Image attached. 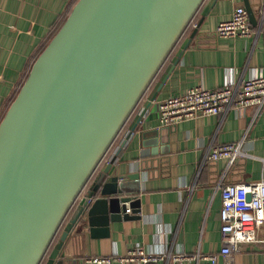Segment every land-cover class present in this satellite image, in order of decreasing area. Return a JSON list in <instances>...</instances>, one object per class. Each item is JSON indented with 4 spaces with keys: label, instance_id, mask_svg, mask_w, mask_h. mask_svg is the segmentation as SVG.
<instances>
[{
    "label": "water",
    "instance_id": "obj_1",
    "mask_svg": "<svg viewBox=\"0 0 264 264\" xmlns=\"http://www.w3.org/2000/svg\"><path fill=\"white\" fill-rule=\"evenodd\" d=\"M204 1L75 3L0 122V264H41L72 209L46 264L81 223L141 218L138 174L97 170Z\"/></svg>",
    "mask_w": 264,
    "mask_h": 264
},
{
    "label": "crops",
    "instance_id": "obj_2",
    "mask_svg": "<svg viewBox=\"0 0 264 264\" xmlns=\"http://www.w3.org/2000/svg\"><path fill=\"white\" fill-rule=\"evenodd\" d=\"M74 1L0 0V122ZM249 1L256 14L251 37H222L217 30L244 0L204 1L97 170L117 156L111 171L138 174L141 218L112 222L109 237L79 224L54 264H87V256L124 254L136 243L219 254L222 185L264 179V104L164 124L158 103L194 86L217 89L264 74V0ZM227 142L242 143L244 153L233 164L211 157L213 147ZM218 264H264V247L246 245L233 260L219 254Z\"/></svg>",
    "mask_w": 264,
    "mask_h": 264
},
{
    "label": "built area",
    "instance_id": "obj_3",
    "mask_svg": "<svg viewBox=\"0 0 264 264\" xmlns=\"http://www.w3.org/2000/svg\"><path fill=\"white\" fill-rule=\"evenodd\" d=\"M222 37H251L255 29L244 5H239L229 20L218 25ZM261 31L264 34V18ZM264 104V74L228 84L217 89L194 86L186 93L170 96L158 103L160 121L177 123L202 115L226 112L230 108L257 109ZM244 153L241 142H227L212 148L211 157L228 159L233 164ZM220 212L223 246L219 252L228 260L244 246L264 247V179L226 183L221 187ZM218 253L184 250H147L141 243L131 246L124 254L87 256V264H218Z\"/></svg>",
    "mask_w": 264,
    "mask_h": 264
},
{
    "label": "trees",
    "instance_id": "obj_4",
    "mask_svg": "<svg viewBox=\"0 0 264 264\" xmlns=\"http://www.w3.org/2000/svg\"><path fill=\"white\" fill-rule=\"evenodd\" d=\"M78 0H75L74 1V4H73V6L75 5V3L77 2ZM199 11V10H198ZM198 13V12H197ZM197 13H196V15H197ZM195 15V16H196ZM195 18V17H194ZM194 20V19H193ZM192 20V21H193ZM192 23V22H191ZM191 23H190V25H191ZM189 25V26H190ZM189 26H188V28H189ZM188 28L186 29V31L188 30ZM185 31V32H186ZM184 32V33H185ZM184 35V34H183ZM182 35V36H183ZM182 38V37H181ZM180 38V39H181ZM178 44V43H177ZM176 44V45H177ZM173 51V50H172ZM172 53V52H171ZM170 56V55H169ZM140 104V103H139ZM139 104H138V106H139ZM138 106L135 108V110L133 111V113L136 111V109L138 108ZM133 113L131 114V116L133 115ZM131 116L129 117V119L127 120V122L125 123V125L123 126V128H122V130L120 131V133H119V135L125 130V128L128 126V124H129V121H130V119H131ZM119 135L117 136V138L119 137ZM117 138L115 139V141H114V143L116 142V140H117ZM114 143L112 144V146L110 147V149H109V151L111 150V148L113 147V145H114ZM108 151V152H109ZM108 155V153L106 154V156ZM106 156L104 157V159L106 158ZM103 159V160H104ZM103 162V161H102ZM100 166V165H99ZM99 168V167H98ZM91 183V180H90V182L88 183V185L86 186V188L89 186V184ZM72 211H73V209L69 212V214H68V216L66 217V219H65V221H64V223H63V225H62V227L60 228V230L58 231V233L56 234V237L54 238V240H53V242H52V244H51V246H50V248H49V250H48V252H47V254H46V256L44 257V259L42 260V262H41V264H43V262H44V260L46 259V257H47V255L49 254V252H50V249H51V247H52V245L54 244V242H55V240H56V238L58 237V235L60 234V232H61V230H62V228H64L65 227V225H66V223H67V221H68V219H69V217H70V214L72 213Z\"/></svg>",
    "mask_w": 264,
    "mask_h": 264
}]
</instances>
